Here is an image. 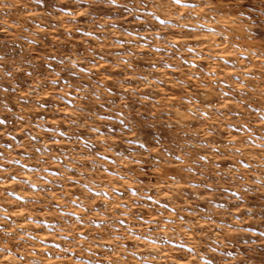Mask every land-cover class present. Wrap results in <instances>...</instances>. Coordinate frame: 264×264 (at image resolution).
I'll return each mask as SVG.
<instances>
[{"label": "rangeland", "instance_id": "rangeland-1", "mask_svg": "<svg viewBox=\"0 0 264 264\" xmlns=\"http://www.w3.org/2000/svg\"><path fill=\"white\" fill-rule=\"evenodd\" d=\"M262 118L264 0H0V264H264Z\"/></svg>", "mask_w": 264, "mask_h": 264}, {"label": "snow or ice", "instance_id": "snow-or-ice-1", "mask_svg": "<svg viewBox=\"0 0 264 264\" xmlns=\"http://www.w3.org/2000/svg\"><path fill=\"white\" fill-rule=\"evenodd\" d=\"M112 2L114 3L115 0H112ZM172 2L176 5H180L181 4V0H172ZM186 7H195L196 5L195 4H188V5H185ZM264 119V118H262ZM63 135V134H62ZM143 147V145H141ZM34 186V185H33Z\"/></svg>", "mask_w": 264, "mask_h": 264}]
</instances>
